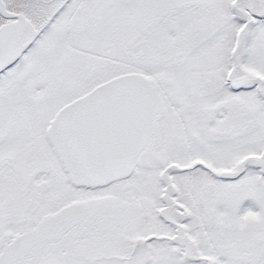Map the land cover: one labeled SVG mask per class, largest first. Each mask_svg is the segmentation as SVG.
Listing matches in <instances>:
<instances>
[{
	"label": "snow or ice",
	"instance_id": "6c2138e0",
	"mask_svg": "<svg viewBox=\"0 0 264 264\" xmlns=\"http://www.w3.org/2000/svg\"><path fill=\"white\" fill-rule=\"evenodd\" d=\"M0 264H264V0H0Z\"/></svg>",
	"mask_w": 264,
	"mask_h": 264
}]
</instances>
